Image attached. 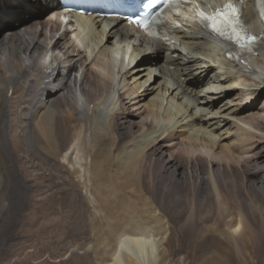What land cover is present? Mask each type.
Segmentation results:
<instances>
[{
    "label": "bare ground",
    "instance_id": "obj_1",
    "mask_svg": "<svg viewBox=\"0 0 264 264\" xmlns=\"http://www.w3.org/2000/svg\"><path fill=\"white\" fill-rule=\"evenodd\" d=\"M41 7L51 12L24 19ZM59 10V0H0L4 264H193L187 236L208 240L201 264H251L264 249V50L234 64L192 23L168 24L164 42L116 18L73 13L62 25ZM245 17L264 30L252 8ZM168 139L185 160L166 158ZM46 186L54 210L41 216L29 201Z\"/></svg>",
    "mask_w": 264,
    "mask_h": 264
},
{
    "label": "rangeland",
    "instance_id": "obj_2",
    "mask_svg": "<svg viewBox=\"0 0 264 264\" xmlns=\"http://www.w3.org/2000/svg\"><path fill=\"white\" fill-rule=\"evenodd\" d=\"M51 12L50 10V7H41L40 9L36 10L34 13L32 14H27L24 16V19L28 20V19H31L32 17L34 16H41V17H45L47 16L49 13ZM0 64H1V61H0ZM130 110L132 112H134V114L136 115L135 116V120L137 121V123H141V121H143L145 119V114L141 113L139 114V110L137 107H131ZM44 111V110H43ZM41 111V113L43 112ZM40 112L37 114V116H35V118L33 119V122L35 125H37L39 123V118H40ZM138 113V114H137ZM137 117V118H136ZM143 120H142V119ZM170 139V137H168ZM169 139L167 140V142H165L166 144L169 145V150H166V158L172 154L174 155V157H178L180 160H185L186 157H187V154L185 153V151L181 148V146L179 144H175L176 142L175 141H169ZM231 140V139H230ZM229 140V141H230ZM228 141V142H229ZM174 142V143H173ZM175 145V146H174ZM174 146V147H173ZM172 153H171V151ZM243 151V150H242ZM235 157L236 159H240V157H243L242 154L239 153V150H238V153L235 154ZM226 162L224 160H221V159H218L217 162L220 163V162ZM1 174V173H0ZM2 175V174H1ZM35 175L31 176L34 178V180H36V178L34 177ZM11 188H14V189H18V190H21L24 189V186H11ZM46 193L48 192V196L46 199H40V198H37L36 195H37V192H34L32 194V197L30 199V204L31 206L35 209V210H38L40 212V215L41 214H51L53 212V198L56 196V193L54 192V188L53 186H46L45 187V190H44ZM36 193V194H35ZM19 196V194H18ZM33 198V200H32ZM35 198V200H34ZM41 200V201H40ZM32 201L35 202L34 204H32ZM40 201V202H39ZM44 201V202H43ZM47 201V202H46ZM42 202V203H41ZM51 202V203H50ZM37 203V204H36ZM35 205V206H34ZM58 207V205H57ZM52 210V211H51ZM42 216V215H41ZM19 228V229H18ZM24 229L22 228V231H21V228L20 226L17 227V231H20L21 233H24L25 234V231H23ZM180 229L177 228V227H174L173 228V233H174V239L172 240V242L170 243L171 245V249L173 252H175L177 250V248L179 247V244L181 242H179V239L182 237L181 233L179 232ZM36 237L33 238V240H28V242H26V245H34V241H36L35 239ZM44 241L48 240L49 237L48 236H44ZM56 241V240H55ZM205 241H208L207 239ZM203 241L202 243H200V240L198 238H192L190 236H187L184 240V243H185V247H184V251H185V256L188 258V260L192 261L193 264H196V263H204L205 262V258H211L213 256L212 252L208 251V252H205L203 251V247L202 245L206 244V242ZM29 243V244H28ZM29 245V246H30ZM177 246V247H176ZM35 248H37V246L34 247V249H28V251H33L35 250ZM15 249L18 250V248L16 247ZM212 250V249H211ZM262 255L264 254V249L262 251ZM3 255H6V254H1V257H0V264H4L8 258H6L5 256L2 257ZM261 255V254H260ZM258 255L257 253H253L252 256L250 257V262L251 264H264V256H260ZM4 258V259H3ZM174 258V257H173ZM4 261V262H3ZM32 260L30 259H27L25 260L24 258H21L19 262H17V264H40V263H43V264H94L92 262V260L90 258H88L87 256H80L78 258H75L73 257L72 255H68L67 257H64L62 259H58L57 262L47 258V257H44L42 258L41 260H39V263H36V262H31Z\"/></svg>",
    "mask_w": 264,
    "mask_h": 264
},
{
    "label": "snow or ice",
    "instance_id": "obj_3",
    "mask_svg": "<svg viewBox=\"0 0 264 264\" xmlns=\"http://www.w3.org/2000/svg\"><path fill=\"white\" fill-rule=\"evenodd\" d=\"M165 5L172 3L173 0H164ZM158 0H147L142 5L144 8H150L157 4ZM258 3L264 4V0H258ZM243 0H228L221 8L216 9L211 15L205 14L198 8L197 18L208 29L217 35L235 42L242 50L250 51L258 39L257 36L249 34L247 28L242 21ZM163 10V9H162ZM264 17V10L261 11ZM156 19L151 13H134L129 18V22L136 23L142 27H147Z\"/></svg>",
    "mask_w": 264,
    "mask_h": 264
}]
</instances>
